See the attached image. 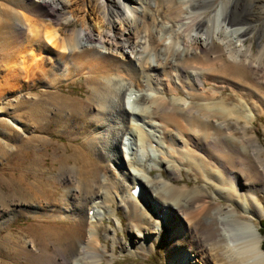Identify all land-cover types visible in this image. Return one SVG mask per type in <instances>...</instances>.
Wrapping results in <instances>:
<instances>
[{"label": "bare ground", "instance_id": "bare-ground-1", "mask_svg": "<svg viewBox=\"0 0 264 264\" xmlns=\"http://www.w3.org/2000/svg\"><path fill=\"white\" fill-rule=\"evenodd\" d=\"M5 1L7 10L0 7V29L5 27L7 30L4 29L3 33L0 31V50L4 60L13 66L11 68L9 65L6 71L11 76L14 66L18 65L15 62L17 55L27 50L28 59L22 61L29 70L25 68L24 72L27 71L37 81H45L43 94L35 95L22 104L20 102L11 110L14 118L27 116L34 135H18L12 125L0 121V134L15 140L16 147L10 148L8 153L14 151L15 156L24 159H27L28 150L34 154L27 160L25 168V173L33 177L30 184H25L28 197L19 199L18 190L26 181L21 178L15 182L16 188L13 187L18 200L12 205L17 207L18 215L23 214L24 210L19 209L20 206L40 211L39 203L30 200L49 197L48 191L54 189L53 182L67 183L72 179L78 184L77 189L72 191L64 187L66 189L61 196L63 201L65 199L62 197L68 193L76 196L70 209L65 206L69 203L60 204L59 201L53 204L46 201L44 203L48 205L43 207V213H48L51 218L71 222V227L67 229L70 237L59 239L58 245L53 239L41 242L30 238L31 248L28 249L25 241L13 240L14 235L8 233L0 237V246L6 250L5 255L10 259L13 257L11 260L16 261L15 264H116L115 249L107 250L98 235L100 224L105 219L110 220V215H117L113 210L115 206L124 210L134 229V251L148 249V243L153 244L154 240L147 236L156 234V230L160 232L164 226L177 223L178 216L182 219L184 216L189 227L167 250L172 264H177V261L178 264H196L182 256V252L192 253L195 250H200V254L207 250L206 255L203 254L204 260L212 264H264L261 238L252 221L253 218L264 219V207L259 208V204L249 198L253 186L260 187L264 193L262 149L246 133L240 139L236 136L240 120L244 121L241 129L246 132L252 124L254 113L241 102L228 107L226 99H220L222 89H219L224 88L226 80L233 85H243L240 81L244 80L249 89L246 87L248 90L242 97H249L252 90L258 87L247 80V74L260 66L247 60L246 52L242 49L241 37H245L251 28H236L244 24V15H251L249 8L241 4V0H224L222 5L226 14L220 25V38L228 39V36L234 35L241 40V44L236 46L235 42L229 41V45L223 47L213 40V34L209 33L210 26L207 27L210 19L206 14L210 13L215 0ZM122 1L127 6L123 7ZM152 3L155 10L151 9ZM34 8H39L46 18L41 31L35 27L39 22L25 14ZM155 13H158L161 22L169 23L170 28H166L163 22L156 24L153 30L147 29L151 27L149 18L153 23L157 20ZM69 17L80 25L79 29L65 38L60 37L59 18H62L65 26H71L73 24L67 19ZM24 27L28 29L27 34ZM200 33L205 36L202 38ZM140 34L147 35L144 43H141ZM165 34H173L169 44H164L162 40ZM24 36L26 49L18 51ZM7 39H12V47V44H7ZM209 39L210 43H206ZM145 43L159 49L154 66L147 63L149 58L143 46ZM231 45L232 48L229 47ZM97 52L99 55L95 54ZM225 54L231 61L223 65ZM240 55L243 56L242 60ZM124 66L127 67V80L132 83L130 86L121 77ZM159 70L165 78L174 72L182 90L186 92L168 84V90L163 91V95L158 94L148 73ZM223 73L229 74L231 79ZM79 76L84 77L89 89L86 98L70 97L55 89L60 82L74 81ZM209 84L213 87L203 91ZM141 85L147 88L145 93L139 90ZM124 87L125 96L122 98ZM168 95L172 98L165 100ZM112 98L117 101L113 102ZM258 99L264 108V94L260 98L258 95ZM108 105L117 108L122 115L121 120L116 117L106 119ZM96 108L101 110L94 115ZM156 119L160 120V126L153 122ZM145 126L153 131H146ZM50 133L65 137L68 144L57 145L49 152L47 147L53 144L48 138ZM79 139L82 141L76 143ZM111 141H117V144L113 145ZM174 141L175 146L184 151L180 153V161L176 148L172 146ZM163 145L168 148L167 152ZM135 147L140 152L138 159L134 153ZM147 148L154 154V159L146 151ZM249 148L256 153H250ZM46 157L58 163L57 172L45 165ZM150 159L154 163L146 165ZM122 160L128 172L125 174L127 177L119 180L115 167L110 164L118 166ZM162 160L166 163L165 174L161 171L163 174H157L154 179H145V175H152ZM180 164L201 178L204 190L188 189L186 184L177 183L182 176ZM65 173L70 174L69 179H60L59 176ZM112 175L116 182L110 178ZM208 184H217V195L223 194L228 202H235L241 211L250 216L249 219L242 221L234 217L233 210L214 205L216 202L207 205L203 191H206ZM136 186L140 187L138 196L132 192ZM242 187L247 194L242 198L245 199L244 203L239 201ZM148 194L153 198L149 200ZM3 195L0 191V207L12 211L11 208L15 207ZM210 200L214 199L211 197ZM189 208L192 213L187 212ZM151 212H155L152 225ZM5 214L7 218L0 217V226H7L12 220L8 213ZM12 214L16 215L13 211ZM119 223L122 227L120 219ZM82 225L83 230L80 228ZM117 235L115 232L116 238H113L116 245ZM204 260L202 264H205Z\"/></svg>", "mask_w": 264, "mask_h": 264}, {"label": "rangeland", "instance_id": "rangeland-1", "mask_svg": "<svg viewBox=\"0 0 264 264\" xmlns=\"http://www.w3.org/2000/svg\"><path fill=\"white\" fill-rule=\"evenodd\" d=\"M25 1L27 2L28 0H25ZM223 2H224V0H215L214 4L211 7L210 13L206 14L207 17L210 19L209 24L207 26L208 28L210 26L209 33L213 34V40L221 43V45H223V47L228 46L230 43L229 41L235 42L236 46H238V44H241V40H242V43H243L242 49H244V51L246 52L247 60H249L251 63H255V64L259 65L260 67H259V69L251 70L250 73L247 74V80L251 84L258 86L257 88H255V90L254 89L252 90L253 92H251L249 97H242L246 93V90L249 89L247 87V83L244 80L240 81L243 85H238V84L233 85V84H231L230 81L224 80L225 81V85L223 86L224 88H219V87H216V88L222 89L220 99H222V98L226 99V103H227L228 107H233V105H235L237 102H241V103H245V105L254 113V119L252 121V124H251V126L247 127L246 132H244V130L241 129V127L244 125V121L240 120V122L238 123V126L236 127V129H237L236 130V136L239 139L243 135H245V133L248 136H250L252 138V140L254 142H256L260 146V148L262 149L261 158L264 159V108L262 106H260V104L262 102H259L261 100L258 99V95L260 98V96L261 95L263 96V94H264V0H241V4H244L246 7H248L249 11H250L248 13L251 14L250 16L244 15V17L246 18V20L244 19V24L236 26V28H240V27L251 28L250 32L245 37H241V40L239 38H236L234 35H232L231 37L228 36V39H226V37L224 39L220 38V35H221V33L219 32V30L221 29L220 25L222 26V24H223L222 19H223V17H225V14H226L225 9L223 8V5H222ZM122 4H123L122 5L123 7L127 6V3L124 1H122ZM7 5L8 4L6 3L5 0H0V7H3L5 10H7V8L5 7ZM151 9L155 10L154 4L152 5ZM25 14H27L30 18L32 17V18L36 19L39 22V25H35V27H37L41 31V29H42L41 26H43L44 22H46V18L42 16L41 10L39 8H34L33 10L31 9L30 12H25ZM155 14H156L155 17H157L158 13H155ZM67 19L69 21H72L73 25L65 26V24L62 21V18H59V22L61 24L60 37H63V38L69 36L72 33V31L79 29V26H80L75 21H73L72 18L69 17ZM149 19H148V23L150 24L151 27H148L147 29L153 30L154 29L153 27L156 24H160V23L164 22V21L161 22L159 17H157V20H155L154 23L152 22V20H149ZM112 20L117 21V19H115V18H113ZM164 23H165L166 28H170L169 23L168 24H167V22H164ZM4 29L7 30L5 27H3L2 29H0V31L2 30L1 32L3 33ZM205 30H206V28H205ZM228 30H230V28H228ZM27 32H28L27 27H24V33L27 34ZM0 35H2V34H0ZM64 35H66V36H64ZM172 35L173 34L163 35L162 40L164 41V44H169L171 42ZM201 35H202V38L205 36L204 34H201ZM146 36L147 35H145V34L139 35V37L141 38V43L145 42ZM24 38H25V36L23 37V40L20 41V44L18 45V51H23L26 49L25 48L26 44L24 42L25 41ZM210 39L208 41H206V43H210ZM2 42H3V40H2ZM6 42H7V44H12V45H10V47L13 46L12 39H7ZM146 44L147 43H145L143 46L146 48V53L148 54V58H149L147 63L149 62V63H151L152 66H154L155 63H157V62H155V61H157V58L155 57V55L159 49L155 48V47H149ZM140 47H141V45H140ZM229 47L232 48V45ZM14 48L16 49V47H14ZM18 51H17V54H18ZM125 51L127 53H129L128 49H126ZM224 51L226 53V49ZM27 54H28V51L25 50L23 53L21 52V54L17 55L18 58H17V60H15V62L18 65L14 66V72L11 73V76H10V75H8V72L6 71V68L9 67L10 62L7 61L6 59L4 60V57H3L1 50H0V121L4 120V122H6L8 125H10V126L12 125L13 129H15L17 131L18 135H22L23 137H29L30 135H34L35 134L34 129L32 130V128L29 126V123H28L29 121L27 119V116H22L20 118H16V117L14 118V117H12L13 114L11 113V110L15 106H17V104H19L20 102H21L20 104L27 102L33 96H35V95L40 96L45 91V88H44L45 81L44 82L41 80L37 81V79L35 80L34 78L30 77L31 75H29V73L27 71L24 72V69L26 68V66L23 64V61L24 60H25L24 62L27 61V59H28ZM95 54L99 55L98 52ZM25 56H26V58H25ZM240 56H241L240 58L242 60L243 56L242 55H240ZM22 57H23V59H22ZM14 59H16L15 56H14ZM228 61H231V58L227 54H225L223 65H225V63H227ZM119 63L121 64V61H119ZM22 64H23V66H22ZM10 67L13 68L12 65H10ZM26 69L29 70L28 68H26ZM120 70H122V69H120ZM123 70L124 71H123L121 77H123L127 80L128 78L125 75L126 74L125 71L127 70V67L124 66ZM161 73H162L161 70H159L158 72H149L148 73V75L153 80L152 86L156 87L157 90L159 91L158 94L163 95L162 94L163 91L168 90V87H169L168 84H170L171 87L177 88L181 92H186L185 90H182L180 83H179V80L177 79V76L175 75L174 72L171 73L170 77H166V78L163 76V73L162 74ZM223 75L226 76L227 78L231 79V76L229 74L223 73ZM113 78H115V76H113ZM106 82H107V80H106ZM126 82L129 84V86L132 84L128 80ZM55 87H53V88L57 89V92L59 91L61 94H64V95H67L70 97H74V98L84 99L89 94V91H88L89 89H88V86H87L86 81H85L83 76H79V78H76V80H74V81L68 80V81L60 82ZM210 87H213V86L210 84L206 85L204 87L203 91H207ZM246 87L248 89H246ZM125 88L126 87H124L122 89V92H121L122 98H124V96H125V94H124ZM132 88H134V87L132 86ZM55 89H48V90L54 91ZM198 89H200V88H198ZM139 90H141L142 93H145L147 88L145 89V87L143 88V86L141 85V88L139 87ZM165 98H166L165 100H167V99L169 100L170 98H172V96L168 95V97H165ZM112 99H113V102L117 101V99H115V98H112ZM196 103H199V102H196ZM24 107H26V106H23V108ZM107 108L109 110L108 109L106 110L108 112V114L105 115L106 119H111V118H115V117H116V119L118 118V120L122 119V115L118 112L117 108H114L113 106H109V105ZM98 110L100 111L101 108H99V109L96 108V110H94L93 114L94 115L97 114V112H99ZM135 118L138 119L137 117H135ZM153 122H155L156 125H159V126L161 125L159 119H156ZM8 130L10 131L11 134L13 133V131H11L10 129H8ZM145 130L148 132L153 131V129L149 128V126L148 127L145 126ZM14 133H15V131H14ZM156 134H158V133H156ZM48 138L51 141H53V144H51L50 146L47 147V150L49 152H51L53 148L57 147V145H60V144L67 145L68 144V140L65 137L58 135L56 133L48 134ZM81 141L82 140L79 139L76 143H79ZM161 141L163 143V137H161ZM175 142L176 141H174L172 146L176 148L177 158L180 161V157H181L180 153H183L184 151L179 150L178 147L175 146ZM240 142H243V141H240ZM111 143L113 145H116L117 141H111ZM12 147H16L15 140H13V138L8 139V137L0 134V191H1V193L5 194L3 196L5 198H7V200L10 202V205L15 207V205H12L13 203H15L18 200V198L15 196V195H17V193H15V191H14L15 190L14 188H16L15 182L20 180L21 178H24V180H26L25 182H27V183L24 182V184H22L21 188L18 190L19 199L25 200L28 197L26 195L27 193H25L27 191L25 189V184H30L33 181V177L31 174L25 173L26 172L25 168H26V165L28 163L27 160L34 157V154H33L32 150H28L26 152L27 153L26 154L27 159H24L20 156H15L14 151H11L10 153H8L9 152L8 150ZM163 147H164V151L167 152L168 148H165L164 145H163ZM146 151L149 152L148 154H150L151 156L154 155L153 153H151L149 151V148H147ZM249 151H250V153H256L253 148H249ZM118 152L120 153L119 149H118ZM134 153H136L137 159H138L140 157V152L136 149V147L134 148ZM144 153H145V151H144ZM171 153L172 152H170V154ZM153 159H154V156H153ZM44 161H45L44 162L45 165L50 167L53 172H57L58 163L54 162L55 163L54 164L50 160L49 157H46ZM153 163L154 162L150 159L149 161L146 162V165H150ZM112 164L113 163H111L110 166L115 167V169H116L115 175H119V180L122 179L124 176L127 177V175H125V174L128 171H127V167L125 165H123V160H122V163L119 164L118 166H115ZM165 164H166L165 161L162 160L161 164H158V166H156L155 170H153L152 175H145V179L152 180V179H154V177L157 176V174H160L161 171L165 174V167H166ZM167 164L171 165L170 163H167ZM180 166L182 169V172H181L182 176H181V179H179L177 183L179 185L186 184L188 189L189 188H192V189L196 188V189H198V191L204 190L203 189V186H204L203 183L204 182L201 181V178L196 177V175L194 174L193 171L188 172L187 166L182 165V164H180ZM238 169H239V167H238ZM90 172L92 173L93 170H90ZM163 173H161V174H163ZM64 175H60L59 178L60 179H69L70 174L65 173ZM128 176H131V175H128ZM237 176H239V175H237ZM240 176H241V174H240ZM110 178L113 179V175L110 176ZM7 180H8V182H7ZM75 181L76 180H72V179L70 180L69 179L67 181V183H66V181L63 183H60V182L58 183V181L55 183L53 182L54 189L52 190V192L48 191L50 194L49 197L42 196L41 199L30 200L32 203H37V202L39 203L38 206H40V207H38V206L37 207L41 209L40 211L39 210L36 211L35 209H33L31 207L29 208V207H25V206H20L19 209H24V210H22L23 214H21V215L16 214V212L19 213V211H18V209H16L17 207H15V208H11L12 211L16 214V215H13L12 211H10V209L5 210V209L0 207V213L2 214V215L0 214L1 218L3 216H4V218H7L5 213H8L9 217H12V220L8 223L7 226H5V224H1V226H0V237L3 238L8 233H12L14 235L13 240L25 241L28 249L31 248V246H30L31 244H29L30 238H32V239L36 238L35 240H37V241L39 240L41 242L46 241L47 239H53L56 241L55 243L58 245L60 240L70 237L71 235L69 234L67 229H69L71 227V222H69L67 219H66V221H60L56 218H54V219L51 218V216L48 213H43L44 212L43 207L48 205V204L44 203L46 201L49 202V204H53V202L59 201L60 204L64 203V202L69 203L65 206L69 207V209H70L72 207L71 204H74L76 201L75 200L76 196H73L71 194L72 192L68 193L65 195L66 197H62L65 199V201L61 200V196L64 195V191L66 189L64 187H68L70 189V191H72L73 189H77L76 186L78 184L75 183ZM113 181L116 182L117 180L113 179ZM126 183L129 186H132V184L127 180H126ZM11 184H12V186H11ZM205 188H206V191H203V192L206 195L205 202L207 205L213 204L212 202H216L214 205H222L221 207H224V209L230 208L231 210H233L235 213L234 217L241 219L242 221H246L249 219L250 216L248 214L244 213L243 211H241L240 210L241 207H237L235 205V202L234 203L228 202V200L225 199V196L223 194L217 195V193L219 191V190H217V188H218L217 184H210V185L208 184V185H206ZM250 193L251 194H250L249 198L251 199V201H253V200L256 201L257 204H259V208L263 209V207H264V193H263V191H261V188L253 186L250 190ZM245 195H247L246 190L244 187H242V197L239 200L240 202H242V201H243V203L245 202V199H242L243 196H245ZM20 196H22V197H20ZM147 197H149V194ZM211 197L214 200L211 201L210 200ZM23 198H25V199H23ZM152 198L153 197L150 196L148 199L150 200ZM239 201H238V203H239ZM248 202H249V199H248ZM236 204H237V201H236ZM61 210L63 211V209H61ZM113 210L116 211L117 215L112 214V215H110L111 216L110 220H106V219H105V221L102 220L103 222L99 226L98 235H99V239L102 242V244H106L107 250L110 251V249H112V248L115 249L114 260H115L116 264H172L169 261L167 250L169 249V246L171 245V243L175 239L181 238L182 235L185 234L186 229H188L189 225L185 221L184 216H183V219L181 216H178L177 217V219H178L177 223L169 224L168 227L164 226L160 232H159V230H156L157 231L156 234H152L151 236H147L149 238L151 237L154 240L153 244H151L150 242L148 243V245H149L148 249L134 251L132 248L133 241H134V236H133V230L134 229H133L130 221H128V219L126 218V216L124 214V210L122 208H116L114 206ZM9 212H11V213H9ZM187 212L192 213V211H190V208H189V211H187ZM151 215H152V218L150 219L151 220L150 224L152 225L155 221V212H151ZM47 217H48V219H47ZM179 217H180V220H179ZM119 219L121 220L122 227H120ZM181 219H182V221H181ZM75 221H77V220H75ZM252 221H253L255 228L257 229V231L259 233L260 222H264V219L258 220V219L253 218ZM80 228L83 230V225ZM53 229H54V231H53ZM57 230H58V232H57ZM115 232H116V234H118L117 235L118 237L116 239L117 245L113 243V240H114L113 238H116ZM259 235H260V233H259ZM260 238H261V243H262L264 238L261 235H260ZM49 249L53 250L52 247H49ZM203 249H205V248H203ZM10 251L11 250H9V252ZM5 252H6V250L0 246V258H1L0 263L3 262L1 264H6V263L8 264L9 262H12L13 264H15L16 261L11 260V259H13V257H11V259H10L8 256L5 255ZM206 253H207V250L202 251V254H200V250L199 251L195 250L192 253H188V252L183 253L182 252V256L184 258L188 259L189 261H194V263H196V264H202L201 262H203V260H204L203 254L206 255ZM204 262H205V264H212L209 260L208 261L204 260ZM178 263L179 262L177 261V264Z\"/></svg>", "mask_w": 264, "mask_h": 264}, {"label": "trees", "instance_id": "trees-1", "mask_svg": "<svg viewBox=\"0 0 264 264\" xmlns=\"http://www.w3.org/2000/svg\"><path fill=\"white\" fill-rule=\"evenodd\" d=\"M259 233L260 235L264 238V222H260V229H259ZM261 250L263 251L264 253V239L261 243Z\"/></svg>", "mask_w": 264, "mask_h": 264}]
</instances>
